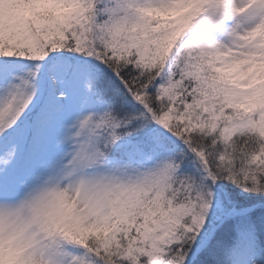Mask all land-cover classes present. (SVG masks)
Here are the masks:
<instances>
[{
    "label": "snow or ice",
    "instance_id": "6c2138e0",
    "mask_svg": "<svg viewBox=\"0 0 264 264\" xmlns=\"http://www.w3.org/2000/svg\"><path fill=\"white\" fill-rule=\"evenodd\" d=\"M0 264H264V0H0Z\"/></svg>",
    "mask_w": 264,
    "mask_h": 264
}]
</instances>
